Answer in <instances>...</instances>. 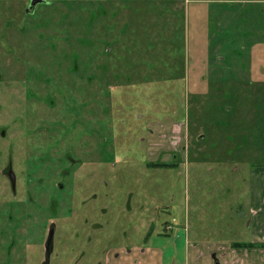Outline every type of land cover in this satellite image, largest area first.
<instances>
[{"label": "rangeland", "instance_id": "1", "mask_svg": "<svg viewBox=\"0 0 264 264\" xmlns=\"http://www.w3.org/2000/svg\"><path fill=\"white\" fill-rule=\"evenodd\" d=\"M27 1L0 0V174L11 160L42 206L15 264L44 261L51 223L52 264H248L230 245L251 238L264 171V0H48L38 20ZM66 13L68 56L52 51Z\"/></svg>", "mask_w": 264, "mask_h": 264}, {"label": "flooded vegetation", "instance_id": "2", "mask_svg": "<svg viewBox=\"0 0 264 264\" xmlns=\"http://www.w3.org/2000/svg\"><path fill=\"white\" fill-rule=\"evenodd\" d=\"M47 3H48V0H28L24 15L25 16L29 15V17H33V16L36 17L38 15L37 13H39L38 9L41 8L42 11L40 12V15H38L37 20L38 18L47 16L48 14L44 12L45 6L48 5ZM62 12H64L63 9H62ZM68 15L69 13H66L64 16H68ZM31 20H36V19H31ZM64 23H65V20L61 24V27H62L61 32L66 30L67 38L57 39L55 41L56 43H54L52 46V51L54 54H58L60 52L62 55L68 56L70 54V51L74 47L73 41L69 39L70 37L69 35H71V32H72V30L70 29V26L72 25V17L69 15L66 25ZM52 31H53V35L58 36L59 30H58L57 25L56 27L52 29ZM57 59L58 57L55 55L54 56L55 64L52 67V71L50 73L47 71L33 72L32 76L27 78L26 82L30 83L28 86H31L27 89V95L29 98H36L37 91L39 89V88H35V86L32 84L33 81L41 82L44 80L46 82L45 84L50 85L51 83H53L55 79L58 78L57 70L59 68V64L56 61ZM77 70L78 69H76V71ZM86 75L87 73L85 74V76ZM2 80L3 78L0 76V81ZM52 88L53 89L51 90V95L54 92L55 93L57 92V85L55 87L53 85ZM70 96H71L70 88H68L67 92L64 93V97H63L64 98L63 100H65L64 102H66V100H69ZM47 103L51 107V109H55L58 104L57 99L54 96L48 98ZM66 108H67L68 114L73 112L70 109V107L67 106ZM53 126L51 127L52 129L54 128ZM69 156H70L69 154H65V160L68 163V166L61 169V173L64 176L69 175L71 171L70 169L72 166V159L70 160ZM38 171H41V165L37 166V168L32 170V172H30L28 169L27 170V181L32 182L33 175H35ZM0 177H2L5 180L6 182L5 187L7 189L8 196L10 197L9 201L5 202L4 205L0 204V217L3 216V212L4 213L10 212L9 215L7 216L8 222L7 221L4 222L0 227V237H1L0 238L1 240L0 241V264L23 263L25 261L24 258L27 257V254L24 251H22L20 248V237H25L27 234H30L31 231L26 226L28 221L34 220L35 225L38 223V220L40 219V212L42 209L41 202L34 198L33 191L31 188L28 187V185L21 183V176L14 171L11 160L7 164V167L3 169L2 173L0 174ZM40 180L41 179L39 178V181ZM57 184L59 185L60 188L64 187V184L61 182ZM21 189L26 193V198H25L23 206L17 204L15 201ZM29 209H32L33 211H35V214L33 215L31 212H28L27 210ZM1 218L3 219V217ZM54 230H55V225L54 223H51L49 225V234L47 235V239L45 241L44 261L42 260V250L40 248V250L38 249V251H35L29 254V256L31 257V262L24 263V264H52V255L54 251L53 249L54 248L53 247ZM3 238L6 240H9L7 244L2 245L4 243V241H2Z\"/></svg>", "mask_w": 264, "mask_h": 264}, {"label": "crops", "instance_id": "3", "mask_svg": "<svg viewBox=\"0 0 264 264\" xmlns=\"http://www.w3.org/2000/svg\"><path fill=\"white\" fill-rule=\"evenodd\" d=\"M249 202L252 207L250 210L252 219L249 224L251 238L248 243H243L242 247H234L235 243L230 245L233 246L230 251L237 253L241 250L246 251L245 253L248 254V264H264V171H260V169L250 172ZM146 249L153 252V249L150 247ZM158 255L160 253L156 250L153 255L156 256L154 259L156 264ZM209 262L211 264L210 260L205 264H209Z\"/></svg>", "mask_w": 264, "mask_h": 264}, {"label": "trees", "instance_id": "4", "mask_svg": "<svg viewBox=\"0 0 264 264\" xmlns=\"http://www.w3.org/2000/svg\"><path fill=\"white\" fill-rule=\"evenodd\" d=\"M233 246L234 247H242L243 245H242V243H235Z\"/></svg>", "mask_w": 264, "mask_h": 264}]
</instances>
